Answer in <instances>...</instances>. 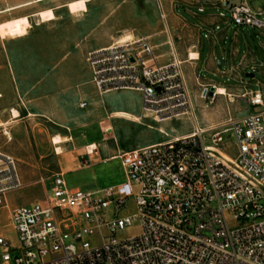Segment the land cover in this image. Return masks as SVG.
Listing matches in <instances>:
<instances>
[{
    "label": "built area",
    "instance_id": "obj_1",
    "mask_svg": "<svg viewBox=\"0 0 264 264\" xmlns=\"http://www.w3.org/2000/svg\"><path fill=\"white\" fill-rule=\"evenodd\" d=\"M225 7L235 26H264L245 0ZM85 62L99 94L138 92L155 123L187 115L180 63H157L147 40L113 42ZM250 96L262 111L122 153L124 181L95 191L67 190L56 174L42 202L14 205L22 179L0 151V264H264V101ZM135 222L136 236L120 238Z\"/></svg>",
    "mask_w": 264,
    "mask_h": 264
},
{
    "label": "crops",
    "instance_id": "obj_2",
    "mask_svg": "<svg viewBox=\"0 0 264 264\" xmlns=\"http://www.w3.org/2000/svg\"><path fill=\"white\" fill-rule=\"evenodd\" d=\"M92 1L85 3L86 10L87 4ZM230 1L233 0H215L206 7H189L190 9L186 8L184 12L179 11V43L175 46L169 40L167 41V29L163 24H160L161 20L152 23L147 21L144 15L141 18V28L139 29L149 30L151 28V32L145 35L135 33L136 31L123 32L122 34L110 33L99 22L95 23L92 28L88 10L75 16L69 13L66 4L61 8H65L69 13L70 23L59 25L48 33L31 27L30 22L32 19H37L39 25L34 27L55 22L56 17L51 9L41 10L52 11L55 19L48 22L40 21L38 14L41 11L30 14L23 13L21 16L5 20L26 17L29 28L26 29L27 32L23 37L0 39V105H3L4 108L0 113V123H4L8 127L11 123L20 120L40 118L59 128L60 132L52 137L68 139V142L59 146L60 154H56L54 151L57 156V174L62 176L64 170L61 168V163L67 157L73 156L74 158L71 161L72 167L67 170L81 171L85 167H93L100 163L120 161L119 157L122 153L150 147L173 137L187 135L188 133L184 134V120H169V122L162 123L157 129L137 126L136 124H140L142 119L148 120V118L145 117L142 110V99L136 91H124L134 97L135 104L108 107L100 100V97L105 94H99L91 82V71L85 62V57L88 53L106 48L113 42L121 41L119 38L123 35H130L131 38L128 40L142 38L154 47L157 63L166 65L170 63L172 57L180 63L181 77L185 82L189 97L194 92L191 76L199 83L198 85L206 84L215 89L223 87L226 92L227 88L232 87L216 85L211 80L203 78V75H227L226 73L237 68L232 65L234 60L239 62V70H244L249 64L252 65L256 62L253 53L251 57L241 53L239 43L241 33L233 28L230 18L224 17L220 12V9L228 11L225 5ZM40 3L31 0L20 6L12 7L14 9L0 11V15ZM177 8L180 10L179 5ZM120 12L118 7L111 17L113 14L119 16ZM256 14L262 16L263 11ZM261 23L264 24V22ZM157 36L160 37L159 41L155 40ZM206 36L209 38L210 46L209 50L204 53L202 37ZM210 37H213V40H210ZM227 39H229L230 46L226 50L224 42ZM217 47L222 50V56L229 66L226 70H222V64L217 61ZM162 48H165L164 52L161 51ZM191 55L195 57H191ZM256 86V89L243 87L232 89L233 91L245 90L247 95L259 92L264 101V90H262L264 85L257 83ZM7 99L12 106L15 105L14 100L16 99L22 103L23 110L10 108L16 110L19 117L12 119L11 114H5L8 109ZM81 103H85V106L80 107ZM115 113H124L131 118L114 117ZM133 117L138 121L135 122ZM15 119L20 120L14 121ZM115 120L118 122V126L114 124ZM63 130L67 133H62ZM77 139L82 141L78 148L74 145ZM88 146L94 148L90 147L92 153L86 152ZM85 157L92 158L93 161L87 164L83 160Z\"/></svg>",
    "mask_w": 264,
    "mask_h": 264
},
{
    "label": "rangeland",
    "instance_id": "obj_3",
    "mask_svg": "<svg viewBox=\"0 0 264 264\" xmlns=\"http://www.w3.org/2000/svg\"><path fill=\"white\" fill-rule=\"evenodd\" d=\"M31 0H0V11L5 9L11 10L12 7L20 6ZM47 0L46 2L23 7V9L5 12L0 15V24L5 20L21 16L23 13H36L43 9H51L54 11L56 21L41 27L37 19H32L31 27L38 28L37 30L48 33L51 29L59 27V25L69 24L71 17L69 13L77 16V14L88 10L90 27L93 28L95 23H102L103 27L110 33L122 34L123 32L136 31L140 35L148 34L151 28L140 30L141 18L144 15L147 21L155 23L156 20H161L160 24L167 29L166 36L172 45L179 43V26L178 12H184L189 7H206L215 0ZM251 12L256 14L263 11V15L258 17L260 22H264V0H245ZM31 4V3H28ZM66 4V8H61ZM179 5L180 10H178ZM119 7V16L113 14ZM10 8V9H8ZM190 9V8H189ZM224 17H229V12L225 9H220ZM1 13V12H0ZM217 13V12H216ZM54 17V19H55ZM188 19L189 16L186 15ZM22 19V18H20ZM15 20V19H14ZM73 20V19H72ZM11 21V20H9ZM233 25V24H232ZM233 28L241 33L239 43L241 45V53L247 57L255 55L256 62L249 64L244 70L238 69L239 62L234 60L233 66L235 70L229 71L227 75L212 76L204 74L203 78H207L216 85L232 87V88H248L256 89L257 83L264 85V27L260 29L251 26H235ZM27 29V28H26ZM26 29L22 32H14L6 37H23L26 34ZM96 34V33H95ZM94 36V35H93ZM129 36L130 35H123ZM122 36V37H123ZM5 37V38H6ZM1 39V38H0ZM160 37L155 40L159 41ZM4 40V39H2ZM213 40V37H210ZM224 49H229V39L224 42ZM204 53L209 50V38L202 37ZM217 61L222 64V70H226L229 66L227 61L222 56V50L217 47ZM162 52L165 48L161 49ZM194 84V92L190 96V108L187 115L178 120H184V134L188 133L193 126L199 128H218L228 122L229 119H241V117L259 113L263 107H251L249 104L250 95H247L245 90L233 91L232 88H227L226 93L229 97L213 96V92L209 94V85H198L199 83L191 76ZM204 89L207 91L204 93ZM264 90V87L262 88ZM251 91V90H247ZM263 95V94H262ZM204 97V98H203ZM108 107L113 108L121 105H133L135 99L130 94L124 91H115L105 94L100 97ZM7 101L6 115H10V108L22 109L23 105L17 99L15 105H11L9 99ZM13 101V102H14ZM4 110L3 105H0V113ZM22 115V113H20ZM20 119H15L18 121ZM3 123H0V125ZM114 124L118 126L115 120ZM162 123H155L151 119L141 120L140 124H136L140 128H159ZM132 129V128H131ZM60 132L59 128L50 122H46L40 118L27 119L25 121L13 122L4 129L0 127V151L14 158L17 165L18 174H20L23 187L18 191L9 194L8 200L14 205H27L36 202H42L44 199L45 189L49 191L52 184V177L57 174V156L54 154V146L52 144V136ZM67 133L63 130L62 133ZM7 133V134H6ZM61 133V134H62ZM87 135H89L87 133ZM92 138V137H91ZM223 140L226 142L229 154L234 151V140L230 134H224ZM68 142V141H66ZM82 144L81 139H77L74 145L78 148ZM91 147V146H90ZM56 148V147H55ZM94 149L93 147H91ZM56 153V151H55ZM72 157H67L62 160L61 168L64 170L63 180L67 190H83L95 191L102 188L116 186L122 183L125 179L124 171L119 160L100 163L93 167H85L81 171H69L72 167ZM82 160V158H81ZM87 164L93 161L89 157L83 158ZM49 193H51L49 191ZM134 207L131 202L127 204L125 213H133ZM5 222V217L2 218ZM127 229L120 238L126 239L136 236L138 232V223Z\"/></svg>",
    "mask_w": 264,
    "mask_h": 264
},
{
    "label": "bare ground",
    "instance_id": "obj_4",
    "mask_svg": "<svg viewBox=\"0 0 264 264\" xmlns=\"http://www.w3.org/2000/svg\"><path fill=\"white\" fill-rule=\"evenodd\" d=\"M41 1H45V0H35V2L40 3ZM1 14V13H0ZM38 17L40 19V21L43 22H48V21H52L54 20V15L52 13V11L50 10H46V11H41V13L38 14ZM29 28V22L28 19L26 17H23L22 19H15V20H11V21H6L5 23H1L0 24V38L1 39H5V37L9 34H12L14 32H22L23 29ZM27 32V31H26ZM121 41L118 42H125L129 41L128 39H130L129 36H123L119 38ZM191 57H195L193 55H191ZM214 88V87H213ZM213 96H217V97H229L227 95V93L225 92V89L222 88H214L213 89ZM204 98V97H203ZM11 118H17L19 117V113L16 110H11ZM125 117V118H131L128 115L124 114V113H115L114 117ZM133 120L136 122L138 121L137 118L133 117ZM0 127H7V125H5L4 123L0 125ZM158 131L161 133V131L158 129ZM7 134V133H6ZM68 141V139L66 137H58L55 136L52 139V144L56 147L55 151L56 154H60L61 153V149L59 148L60 145H62V143ZM87 153H92V149L88 146L86 149Z\"/></svg>",
    "mask_w": 264,
    "mask_h": 264
},
{
    "label": "water",
    "instance_id": "obj_5",
    "mask_svg": "<svg viewBox=\"0 0 264 264\" xmlns=\"http://www.w3.org/2000/svg\"><path fill=\"white\" fill-rule=\"evenodd\" d=\"M213 89H214L213 87H210V89H209V94L212 93Z\"/></svg>",
    "mask_w": 264,
    "mask_h": 264
}]
</instances>
